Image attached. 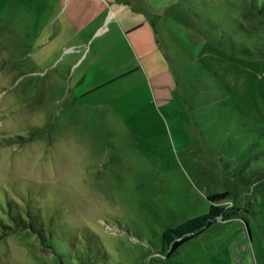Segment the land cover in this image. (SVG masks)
<instances>
[{"label":"rangeland","instance_id":"1","mask_svg":"<svg viewBox=\"0 0 264 264\" xmlns=\"http://www.w3.org/2000/svg\"><path fill=\"white\" fill-rule=\"evenodd\" d=\"M145 3L180 92L173 112L133 116L130 92H99L111 101L99 106L70 92L61 0H0V207L40 208L54 247L12 233L0 264H264L259 20L242 14L248 0ZM219 193L238 216L167 257L162 233Z\"/></svg>","mask_w":264,"mask_h":264},{"label":"crops","instance_id":"2","mask_svg":"<svg viewBox=\"0 0 264 264\" xmlns=\"http://www.w3.org/2000/svg\"><path fill=\"white\" fill-rule=\"evenodd\" d=\"M145 1L61 0V23L73 27V35L68 38L64 33L60 43L66 56L63 71L75 82L70 92L80 97L96 93V106L111 103L99 92H130L124 97L133 116H147L150 107L154 112H173L171 100H176L179 85Z\"/></svg>","mask_w":264,"mask_h":264},{"label":"trees","instance_id":"3","mask_svg":"<svg viewBox=\"0 0 264 264\" xmlns=\"http://www.w3.org/2000/svg\"><path fill=\"white\" fill-rule=\"evenodd\" d=\"M249 5L244 7L242 14L253 15L254 18L259 20L260 29V40L262 48L264 47V0H248ZM245 6V5H244ZM241 25V32H243ZM253 40L251 36L246 37V41ZM227 193L215 194L209 197L212 202L210 211L199 217L193 218L177 227L167 228L161 236L162 252L167 256L171 257L176 251H178L185 243L191 241L192 239L200 236L207 229H209L213 224H215L219 219L227 221L238 216L239 209L227 208L220 205L222 202L226 201ZM9 204H14L8 199ZM18 211H15L12 207H9V212L7 208H1L5 210V218H0V225L2 227V233H0V240L12 233L21 231H30L37 235L42 241L43 245L54 249L52 243L46 237L47 229L46 225L39 219L38 215L42 212L40 208L34 209L32 207H27V210L21 205L17 204Z\"/></svg>","mask_w":264,"mask_h":264}]
</instances>
